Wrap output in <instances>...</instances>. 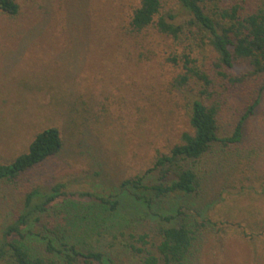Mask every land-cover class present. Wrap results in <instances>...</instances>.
I'll use <instances>...</instances> for the list:
<instances>
[{
    "label": "rangeland",
    "instance_id": "1",
    "mask_svg": "<svg viewBox=\"0 0 264 264\" xmlns=\"http://www.w3.org/2000/svg\"><path fill=\"white\" fill-rule=\"evenodd\" d=\"M18 1V15L0 10V164L26 152L48 127L60 130L63 148L17 180L0 181V239L32 188L63 183L68 192L116 193L124 179L145 174L192 131L194 99L219 105V134L225 136L264 86V73L233 86L220 75L214 49L188 29L179 39L155 26L133 32L140 0ZM162 3L165 12L186 17L177 0ZM184 54L211 75L205 94L197 78L177 84L186 74ZM228 71L243 77L250 70L237 64ZM246 129L243 143L215 147L199 164V196L178 193L161 202L165 214L172 204L201 212L191 264H264V91ZM160 174L154 171L147 182ZM121 207L117 223L103 227L108 237L101 243L108 247L118 234L111 264H139L125 238L146 233L151 247L160 240L158 226L167 223L133 200Z\"/></svg>",
    "mask_w": 264,
    "mask_h": 264
},
{
    "label": "trees",
    "instance_id": "2",
    "mask_svg": "<svg viewBox=\"0 0 264 264\" xmlns=\"http://www.w3.org/2000/svg\"><path fill=\"white\" fill-rule=\"evenodd\" d=\"M186 12L163 10L162 0H140L130 21L133 32L155 26L160 32L182 37L186 29L216 52L220 75L233 84L252 80L264 73V0H177ZM0 10L16 16L21 12L18 0H0ZM184 17L185 19H182ZM186 74L177 84L197 78L204 85L202 94L212 84L209 72L199 68L190 54H184ZM177 61L176 58H173ZM247 65L243 77L231 76L229 69ZM241 81V82H240ZM252 82V81H250ZM242 83V84H243ZM264 86L254 100H247L246 110L230 135L219 134V105L202 98L190 104L189 121L192 131L167 154L158 155L153 167L145 174L124 179L116 193L95 195L90 192H68L65 184L55 183L48 189L34 187L24 198L22 209L5 225L0 239V260L5 264H111L118 234L114 233L108 247L106 222H114L124 201L133 200L144 212L154 211L167 224L158 226L160 240L152 243L148 234H130L128 249L139 254V264H191L200 231L196 208L172 204L168 214L162 213V201L173 194L200 195L202 176L199 164L215 147H234L245 141L246 123L256 113ZM252 98V96H250ZM63 138L57 127H48L36 134L26 152L12 162L0 164V181L17 180L30 168L57 155ZM159 171L157 182L146 178ZM88 199L83 202L79 199ZM80 201V202H79ZM158 205V210H156ZM161 205V207H159ZM58 214V219H55ZM47 218V221L44 219ZM123 235L124 232H120ZM95 236L94 241L88 240ZM133 240V241H131ZM140 243V245H138ZM109 249V250H108Z\"/></svg>",
    "mask_w": 264,
    "mask_h": 264
}]
</instances>
